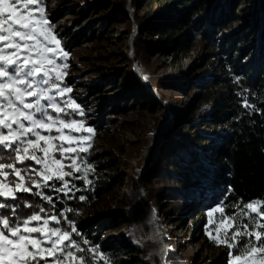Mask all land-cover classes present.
Masks as SVG:
<instances>
[{
	"label": "trees",
	"instance_id": "1",
	"mask_svg": "<svg viewBox=\"0 0 264 264\" xmlns=\"http://www.w3.org/2000/svg\"><path fill=\"white\" fill-rule=\"evenodd\" d=\"M134 1L142 8L149 5L140 16L131 43L127 38L130 51L110 59L121 60V65H112L108 69L112 71L91 70L96 78L91 83H85L78 71L69 80L76 78V88L81 90L76 91L77 99L93 105L97 121L92 124L104 126L112 140L116 135L111 132L117 129L112 126L125 125L118 119L133 110L127 103L137 99L147 108L162 104L157 107L160 113L145 165L111 213L96 202L101 197L112 198L119 179L116 173L97 178L103 164L106 169L114 165L110 157L108 161L99 159V151L85 157L94 169L88 174L90 184L66 177L75 186L68 196L44 190L53 196L54 206L38 196L20 194L26 198L23 201L43 206L52 214L64 212L68 219L61 218V225L71 231L70 220L78 228L80 235L73 233L72 238L82 248L98 247L101 226L117 229L114 238L100 243V250L111 257L112 264L118 255L131 257L130 264L147 260L161 264L158 252L163 254L162 235L150 208V200L156 195H164L163 201L176 197L190 208L222 203L230 216L246 203L264 204V0ZM48 4L45 2L44 7L52 24L62 18L69 20L63 22L60 31L69 43L89 41L95 37V29L108 22L112 26L125 14L119 0H96L83 8ZM194 42L202 44L203 55L183 73L160 81H168L189 97L183 110L171 117L159 100V87L151 89L149 79H143L151 63L148 50L154 56L164 53L176 57L190 50ZM245 98L252 107H244ZM105 154L112 155L109 151ZM151 190H156L155 196H150ZM166 260L170 264V254ZM222 261L219 257L213 264Z\"/></svg>",
	"mask_w": 264,
	"mask_h": 264
},
{
	"label": "snow or ice",
	"instance_id": "2",
	"mask_svg": "<svg viewBox=\"0 0 264 264\" xmlns=\"http://www.w3.org/2000/svg\"><path fill=\"white\" fill-rule=\"evenodd\" d=\"M68 58L43 0H0V264H110L98 247L85 249L73 240L72 234L80 233L70 220L71 231L57 226L68 219L64 212L22 204L25 198L18 195H35L54 206L45 189L68 196L75 186L66 177L91 183L94 169L82 154L92 147L94 129L73 118L83 117L84 110L63 85L69 65L58 61ZM244 107H252L247 98ZM261 209L264 204L256 201L231 216L222 203L208 211L210 225L220 213L216 235L209 231V238L240 253H230L229 264H264Z\"/></svg>",
	"mask_w": 264,
	"mask_h": 264
},
{
	"label": "rangeland",
	"instance_id": "3",
	"mask_svg": "<svg viewBox=\"0 0 264 264\" xmlns=\"http://www.w3.org/2000/svg\"><path fill=\"white\" fill-rule=\"evenodd\" d=\"M94 1L96 0H43V6L46 2L47 4L49 3L48 5H50V7L58 6L61 3L64 4V6L73 5L79 7L81 5L83 8L88 3ZM119 1L124 6V16L117 20L112 26L110 22H108L102 29H95L93 31L95 32V37L91 35L92 37H90L89 41L78 40L79 42L69 43L60 33V31L63 30V22L69 20H64V18H62L60 21H56V23L52 24L46 13L54 33L61 41L63 50L69 53L67 61H58L59 63H67L69 65L66 69L67 75L64 77L63 85L72 89L70 93L71 98H73L84 110L83 117L75 116L73 118L83 119L86 126L94 129V135L91 140L92 147L87 154L82 155L86 157L91 153H97L99 151L102 153L101 156L103 159L100 155H98V158L102 161H108V157L114 160V165L110 168L107 167L108 169L103 168V166H105L103 164L99 169L97 177L99 179L103 173L105 177L111 176V173H116L115 176L119 179L116 183V185H119L113 190L112 198L101 197L96 202V205H102L104 210L110 213L115 210V207L120 203L122 198L126 197L130 182L134 179L136 173L145 165L146 155L151 146L150 136L154 132V127L157 126L156 118L160 113L157 107H163L160 103H153L154 105H152V108H147L143 103H140V100L133 99L131 103L126 104L129 105L128 107L132 106L133 110L131 109L123 113L121 118L118 119V122L122 121L125 125L122 127L112 126V128L117 127L116 130L111 132L116 135L115 139L112 140L110 139V133L103 131L104 126L96 127L92 124V121H97V116L93 118V114L95 113L93 111V105L89 104L87 101L77 99L79 92L76 91L81 90H77L76 88V78L73 79V82L69 80L71 74L75 75L78 71V75L83 77L82 79L85 83H91L93 79H96L95 74L92 73L91 70L100 69L102 72L106 70L112 71L108 69L112 67V65L119 67L121 65V60L110 61L111 57H117L119 54L130 51L127 38H130L129 42L131 43L133 35H136V29L139 27L140 16L143 11L148 8L149 4L142 8L141 5L138 6V2L134 0ZM95 12H97V10ZM98 15L99 14H97V16ZM71 17L73 18V15ZM56 24H60V27H56ZM137 35L139 34L137 33ZM155 40L157 42L158 38H155ZM204 52L205 50L199 42H194L190 50L187 52H180L176 57L164 53H159L154 56V53L148 50V57L151 63L144 73L143 79H149L151 89H155V87L151 86L159 87L157 90V94H161L159 100L162 99L165 103L164 105L168 107V109L164 110H168L167 114L169 113L168 115L171 117H174L178 111L183 110V105L187 102L189 97L173 89L172 86L167 83L168 81L165 83H160V81H162V79L167 80L172 75L183 73L200 58ZM98 117L100 118V116ZM114 117L115 115L112 116V119L115 120ZM119 149L122 151L120 152ZM107 151L112 155H106L105 153ZM27 163L31 164L32 162L28 161ZM155 193L156 190H151L150 196H155ZM18 195L25 198L21 194ZM163 197L164 195H156L153 198L155 200H150V208L156 227L159 228L158 230L162 235L160 244L164 247L163 254L158 252V257H161L159 259H163V263L161 264H168L166 257L169 254L171 256L170 264H213L219 260V257H222V260H224L222 264H229L231 260L230 253L240 254L226 245L215 243L209 238V231L212 232V235H216V222H218L220 213L214 214L213 220L216 222L211 225L209 224L207 213L217 204L202 206L200 208L197 206L190 208L188 203L177 200L176 197L170 196V198L165 201H163ZM21 203L24 204L28 202L22 200ZM29 211L30 210L27 208L21 209L22 213H27ZM166 211H168V213H165ZM225 214L229 215L227 212H225ZM244 222L246 223L245 220ZM57 226L69 231L61 224ZM156 227L154 225V230ZM99 232V241L100 243H104L114 238L118 230L113 228L107 230L106 227L101 226ZM153 235L154 231L152 236ZM240 239L247 240L248 238L241 237ZM252 240L254 242V237ZM100 243L98 244L100 254L108 258L105 252L100 250ZM148 255L149 254H145V256ZM145 256L143 255L142 257ZM110 259L111 257H109V260ZM129 262H131V257L126 258L124 255H118L114 264H130ZM94 263L105 264V262L101 260H96ZM110 264H112V262H110ZM141 264H153V262L147 260V262L143 261Z\"/></svg>",
	"mask_w": 264,
	"mask_h": 264
}]
</instances>
